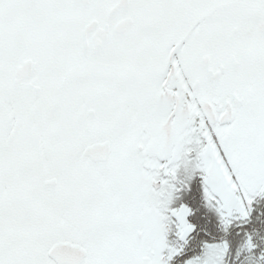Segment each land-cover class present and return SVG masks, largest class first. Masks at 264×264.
Listing matches in <instances>:
<instances>
[{"label":"snow or ice","instance_id":"obj_1","mask_svg":"<svg viewBox=\"0 0 264 264\" xmlns=\"http://www.w3.org/2000/svg\"><path fill=\"white\" fill-rule=\"evenodd\" d=\"M0 264H264V0H0Z\"/></svg>","mask_w":264,"mask_h":264}]
</instances>
